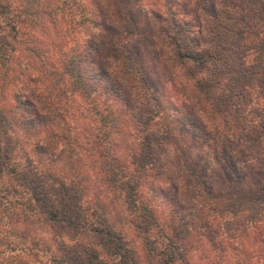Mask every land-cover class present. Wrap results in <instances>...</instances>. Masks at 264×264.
Masks as SVG:
<instances>
[{
    "label": "trees",
    "instance_id": "obj_1",
    "mask_svg": "<svg viewBox=\"0 0 264 264\" xmlns=\"http://www.w3.org/2000/svg\"><path fill=\"white\" fill-rule=\"evenodd\" d=\"M11 2L0 0V256L21 246L39 264H143L111 217L118 203L155 264L197 247L225 264L238 246L264 264V0H206L198 29L174 0ZM26 24L50 38L42 59ZM194 147L220 162V184L186 155L165 177L161 154ZM183 203L189 218L175 214Z\"/></svg>",
    "mask_w": 264,
    "mask_h": 264
},
{
    "label": "rangeland",
    "instance_id": "obj_2",
    "mask_svg": "<svg viewBox=\"0 0 264 264\" xmlns=\"http://www.w3.org/2000/svg\"><path fill=\"white\" fill-rule=\"evenodd\" d=\"M12 4H11V8L14 10H18L21 6V3L19 2L20 0H11ZM154 0H140L141 5H143L144 9H148L152 4H153ZM206 0H174L173 2V9H175L178 12V16L179 17H184L186 19H189L191 21H193L197 27L196 29H198L199 27L202 26L203 21L201 18V13H202V5L205 4ZM160 4V3H159ZM158 4V5H159ZM256 19V18H254ZM30 31H34V37L38 40V51L36 54L40 55V59L43 58L45 51L47 49V45H45L44 41L46 40H50V38L47 37L46 32L44 31L43 33L40 32L39 27L37 29H35L33 26L31 27V25L26 24V29H29ZM29 31V32H30ZM86 35H91L94 39L98 40V34L97 31L92 27L91 24H87L86 28H85V32ZM23 39H27L29 37V35L27 36H23ZM40 41V42H39ZM56 42H54L55 44L59 45L63 42V38H60L58 36V39L55 40ZM40 43V44H39ZM36 45V46H37ZM20 46L24 47V44L21 43ZM20 49V48H19ZM42 50V52L40 51ZM14 58L12 60V64H11V68L15 69L16 67H18L19 65L23 64V55L22 52L19 51H15L13 54ZM23 61V62H22ZM21 68V66H19ZM2 70H5L2 66ZM165 75V74H164ZM183 151V152H182ZM178 155H186L189 157V159H191L195 165L197 166V168L199 169V171L206 173V175H208L209 177H211L215 183V185L220 184L219 180L217 179V177L214 175V173H217V170L220 166V162L215 159L213 157V155L211 154V152L208 150V148H202V147H194V148H185L181 151H175L173 149H168L165 152H163L161 154V161L164 162L166 164V169L163 171L165 177H171L173 179V177L175 176V171L177 169V159H178ZM179 191H176V189L172 192V195L175 196L178 199H181L183 201V199H185V194H180ZM187 196V201L189 200V195L186 194ZM165 202H162L161 199L155 201V205L157 204L158 206V210L160 212V216L163 217H167L166 220H168L169 217V212H170V207L169 204H164ZM185 206L184 209H178L176 210L177 215H183L184 217H190L189 213H191L192 210V205L189 203H183ZM109 209L111 217L113 218V220L116 223V226L118 228H120L123 232L128 233V235L130 236V238L135 239V244L137 246V248H139V252L141 253V257H142V262L143 264H155V259L152 260L150 258H146L145 257V252L143 251L138 239L135 237V235L132 233V230L130 228V224L128 223V220L130 218L129 214L121 207V205H118V203H116L113 206H110ZM7 219H3L2 222H5ZM7 229V226L5 227ZM31 232L33 233V235H36V237H40L41 235H46V230L44 227L42 226H38V224H35L34 229L31 230ZM1 234H5L4 232H2ZM250 237V236H248ZM246 237L245 238V243H248L249 245H246L245 247L248 249L249 247V253L252 251V246L250 245V241L251 239ZM9 238H12V236H10ZM244 241L242 243H244ZM21 245V244H20ZM24 245V244H23ZM244 246V244H242ZM3 247V246H2ZM21 247V246H20ZM20 247H18L19 249H15L13 251H4L1 256H0V261L4 263V261L7 264H14L15 262H19L21 260H26L28 261V264H39L38 261L39 259H43V257L41 258L40 253L38 254V258L37 260L35 259V261L32 262V259L30 258L29 254L26 251L20 250ZM206 250H204L202 252L201 249H199L197 247L196 248H192L189 249V252L184 256L183 259H181L180 261L183 262V264H215V260L211 259L210 255L208 257H206ZM247 253V252H245ZM245 253L244 250L238 248L235 251H231V253L229 254V256H231L230 262H226L225 264H234V257H236L237 259L241 260V262L243 261L244 264H248V259L245 258ZM247 257V256H246ZM211 259V260H210ZM185 260L187 262H185ZM234 260V261H233ZM253 261V260H252Z\"/></svg>",
    "mask_w": 264,
    "mask_h": 264
}]
</instances>
